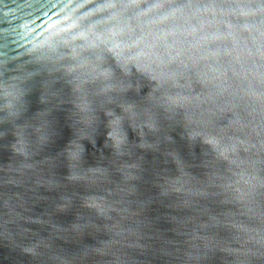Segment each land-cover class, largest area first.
<instances>
[{
    "label": "water",
    "instance_id": "water-1",
    "mask_svg": "<svg viewBox=\"0 0 264 264\" xmlns=\"http://www.w3.org/2000/svg\"><path fill=\"white\" fill-rule=\"evenodd\" d=\"M0 264H264V14L0 0Z\"/></svg>",
    "mask_w": 264,
    "mask_h": 264
},
{
    "label": "snow or ice",
    "instance_id": "snow-or-ice-1",
    "mask_svg": "<svg viewBox=\"0 0 264 264\" xmlns=\"http://www.w3.org/2000/svg\"><path fill=\"white\" fill-rule=\"evenodd\" d=\"M132 2L135 3L136 0ZM233 3L237 4L241 15H249L254 7L264 14V0H233Z\"/></svg>",
    "mask_w": 264,
    "mask_h": 264
}]
</instances>
